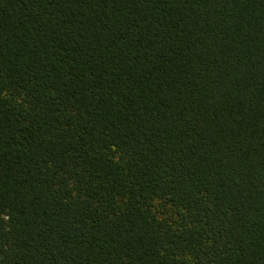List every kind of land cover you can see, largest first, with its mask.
Listing matches in <instances>:
<instances>
[{
  "label": "trees",
  "instance_id": "16d2710c",
  "mask_svg": "<svg viewBox=\"0 0 264 264\" xmlns=\"http://www.w3.org/2000/svg\"><path fill=\"white\" fill-rule=\"evenodd\" d=\"M0 264H264V0H0Z\"/></svg>",
  "mask_w": 264,
  "mask_h": 264
}]
</instances>
